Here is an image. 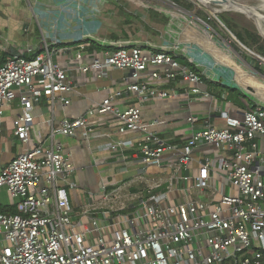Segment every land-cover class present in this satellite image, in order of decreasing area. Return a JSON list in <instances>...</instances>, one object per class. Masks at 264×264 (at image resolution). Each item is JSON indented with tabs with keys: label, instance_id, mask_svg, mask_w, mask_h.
Here are the masks:
<instances>
[{
	"label": "built area",
	"instance_id": "built-area-1",
	"mask_svg": "<svg viewBox=\"0 0 264 264\" xmlns=\"http://www.w3.org/2000/svg\"><path fill=\"white\" fill-rule=\"evenodd\" d=\"M110 44L116 50L106 53L103 61L79 65L82 55L78 54L79 69L83 73H103L108 68L128 71L125 82L134 80L128 92L141 102L176 97L141 79L150 67L156 68L150 74L154 80L188 83L189 95H208L200 89L204 77L217 82L205 72L200 75L183 65L181 57L192 65L196 62L178 46H158L145 53L141 42ZM37 78L46 86H36ZM261 84L264 87L263 81ZM73 90L66 72L53 62L47 44L32 59L13 56L0 67V128L4 109L18 92L24 114L14 122V134L27 143L33 105L42 98L53 105L58 95ZM247 94L254 106L241 119L222 112L225 127L208 121L181 146L150 132L156 124L144 123L139 108L115 109V96H110L89 115L112 113L122 123L119 133H142L144 142L138 144L135 154L146 166L170 170L169 185L160 193L154 189L163 186L150 188L147 197L136 191L128 193L120 185L103 186L101 200L87 202L79 212L69 195L77 188L73 180L76 169L54 138L73 136L88 127V120H63L52 131L50 148L41 143L0 170V193L6 189L18 201L15 214L0 213V264H264V153L257 143L264 140V91ZM204 145L224 151L225 156L205 157L198 163L196 176L183 175L194 161L195 149ZM127 148H133V143L120 141L109 147L122 159H126ZM220 179L229 191L217 187L215 181ZM179 183L185 185L183 200L170 206L167 193Z\"/></svg>",
	"mask_w": 264,
	"mask_h": 264
},
{
	"label": "crops",
	"instance_id": "crops-1",
	"mask_svg": "<svg viewBox=\"0 0 264 264\" xmlns=\"http://www.w3.org/2000/svg\"><path fill=\"white\" fill-rule=\"evenodd\" d=\"M109 3L112 0H0V65L16 55L32 59L47 44L52 52L53 62L66 72L67 80L74 87L73 91L58 95L53 105L48 103L47 98H42L33 105L29 115L34 120L27 143L21 142L14 134V122L24 114L19 93H16L15 101L4 109L0 128V170L10 165L20 154L41 143L45 149L50 148L52 131L63 120L87 118V128L78 129L71 137L56 135L54 138L55 143L63 146L64 154L76 169L73 180L77 188L69 191L76 212L87 202H99L103 186L120 185L128 193L136 191L142 197H147L150 188L161 185L162 188L154 189L155 193H160L169 185L170 170L146 166L135 154L138 144L144 142L142 133H119L122 123L112 113L89 115L90 111L110 96H115L112 105L121 112L133 106L139 108L144 123L156 124L150 128V132L158 134L165 142L178 146L186 143L193 133L203 129L208 121L217 127H225L222 112L241 119L243 113L254 106L253 98L247 94L249 92L242 83H237L236 78L224 72L229 70L228 64L232 60L228 47L211 40V37L209 39L207 33L200 32L195 27H183L189 23L176 13H170L174 23L167 33L168 38L184 44L196 43L212 56L203 54L199 49H184L203 72L217 81L203 78L200 89L208 95H189L190 85L180 80H154L150 74L156 68L150 67L141 79L151 88L175 94L176 97L141 102L136 94L128 92V85L134 83L132 79L129 84L125 82L130 77L128 71L108 68L103 73H83L76 61L78 54L82 55L79 65L89 64L96 60L103 61L106 53L114 52L116 47L111 46V42H141L145 53L156 50L158 45L155 43H162L161 38H156L154 45L130 38L119 25L118 32H110V25L106 24V14L111 12L106 8ZM139 5L145 6L142 3ZM108 17L111 18V15ZM184 30L186 33L181 35ZM108 31L112 35H104ZM218 81L230 86L234 92L226 90ZM34 83L41 88L46 86L42 78L35 79ZM60 97L70 103L65 105ZM191 118L198 121L192 122ZM120 141L133 143V148L124 151L126 159L109 149ZM257 143L259 150L264 153V140H258ZM224 156V151L217 150L212 145L200 146L193 153L194 161L188 166V171H183L182 174L196 176L200 160L205 157L221 159ZM215 182L219 188L224 184L221 179ZM41 186L45 184L42 182ZM183 187L185 185L180 183L172 186L167 193L168 205L181 203ZM223 187L224 191H229L227 187ZM17 203L6 189L0 193V213L15 214Z\"/></svg>",
	"mask_w": 264,
	"mask_h": 264
},
{
	"label": "rangeland",
	"instance_id": "rangeland-1",
	"mask_svg": "<svg viewBox=\"0 0 264 264\" xmlns=\"http://www.w3.org/2000/svg\"><path fill=\"white\" fill-rule=\"evenodd\" d=\"M145 6H139L127 0H112L109 3L108 11L106 14V24L110 25V32H118L119 25L123 33L128 34V37L133 39H140L142 41L154 43L157 42L156 38H161L162 43H155L158 46L162 45H175L181 50L186 47L199 49L203 54L211 56L206 50L200 48L196 43H179L178 41H171L167 33L174 23L173 16L170 13H176L177 15L183 16L189 24L184 25L187 29H192L195 26L203 28L210 33L219 41L218 43L226 45L228 52L232 58L228 64V71L224 70L226 75L236 78L237 83L248 82L252 79L250 72H254L258 75V78L264 79V57L258 55L254 51L243 48L238 42L237 38L228 28H225L220 18V15L227 13L228 16L235 21L238 26V33L246 36V31L251 33H258L264 41V0H236L233 4H239L245 6L250 12L242 14L236 10L224 11L225 7H220L221 13H215V9L200 5L195 0H181V3L185 8L177 6L171 0H138ZM230 2V1H229ZM228 2V3H229ZM231 3V2H230ZM234 11V12H233ZM111 15V18L108 17ZM217 15V16H215ZM205 20H204V19ZM195 19H200L204 24L198 22ZM214 22L217 29H214L208 22ZM220 21V22H219ZM109 33V31H108ZM186 30L181 32L184 35ZM214 40V39H211ZM239 41V40H238ZM256 56L260 57L258 59ZM185 57V56H184ZM212 57V56H211ZM230 58V57H229ZM182 59V57L180 58ZM184 59V58H183ZM187 66L200 75L203 70L198 66L197 63L194 65L190 64L186 60ZM261 70L262 72H259ZM258 72V73H257ZM205 82V81H204ZM219 82V81H218ZM208 83V82H207ZM219 84H223L219 82ZM226 90L232 89L228 85H221ZM239 90L241 88L236 87ZM253 93V92H252ZM259 95V93H253Z\"/></svg>",
	"mask_w": 264,
	"mask_h": 264
},
{
	"label": "trees",
	"instance_id": "trees-1",
	"mask_svg": "<svg viewBox=\"0 0 264 264\" xmlns=\"http://www.w3.org/2000/svg\"><path fill=\"white\" fill-rule=\"evenodd\" d=\"M173 3H175L177 6L185 8L184 5L181 3V0H171ZM217 16V15H215ZM220 18L222 19L223 24L226 26V28H228L232 33H234V35L236 36V38L248 49L254 51L255 53H257L258 55L264 57V41L263 38L258 34V33H251L250 31H246V36L244 37L242 34L238 33L237 29L238 26L235 23V21H233L227 13H224L222 15H220ZM204 19V18H203ZM205 20V19H204ZM207 22L213 26L214 29H217L218 27L216 26V24L214 22H210L207 20ZM197 30H199L200 32H205L208 34L209 39H210V33L203 29V28H199V26H195L193 25ZM216 41H218L216 39ZM219 42V41H218ZM186 54V53H185ZM187 55L189 56V53H187ZM180 62L183 65H187L186 60L185 59H179ZM3 66L2 64L0 65V67ZM259 72H262L261 70H258ZM204 80V79H203ZM262 81L264 82V80L258 78V75H252V79L249 82H243L242 86L245 87L247 89V91L250 92H255V93H259L261 94V91H264V87L262 86ZM231 92H234V90L229 89Z\"/></svg>",
	"mask_w": 264,
	"mask_h": 264
},
{
	"label": "bare ground",
	"instance_id": "bare-ground-1",
	"mask_svg": "<svg viewBox=\"0 0 264 264\" xmlns=\"http://www.w3.org/2000/svg\"><path fill=\"white\" fill-rule=\"evenodd\" d=\"M195 1L197 3H199L200 5H203V6H206V7H210V8H213V9L217 8V9H215V13H217V14L219 12V8L220 7H225V8H228L229 10H236V11L239 10V11H243V12H246V13L250 12L249 9H247L245 6H240L239 4L236 5V4H233V3H230V2L226 4V3H223V2L222 3H215L214 1H216V0H195ZM217 1L221 2L222 0H217ZM211 39L216 40V38L213 35H212ZM179 50H181V49H179ZM181 52L185 53V50L183 49V50H181Z\"/></svg>",
	"mask_w": 264,
	"mask_h": 264
},
{
	"label": "water",
	"instance_id": "water-1",
	"mask_svg": "<svg viewBox=\"0 0 264 264\" xmlns=\"http://www.w3.org/2000/svg\"><path fill=\"white\" fill-rule=\"evenodd\" d=\"M231 2V3H235V1L236 0H222L221 2L220 1H214L215 3H228V2ZM224 11H229V9L228 8H226V9H224ZM239 11V10H238ZM240 13H242V14H246V13H244L243 11H239ZM218 13H221L220 11L218 12ZM195 20H197L198 22H200V23H202V24H204V22H202V20H200V19H195ZM220 22V21H219ZM225 28H226V26L225 25H223ZM237 42L243 47V48H245L246 49V47L240 42V41H238L237 40ZM258 59H260V57H258V56H256ZM258 73V72H257ZM260 75H262V76H264L263 74H260ZM223 85H225V84H223Z\"/></svg>",
	"mask_w": 264,
	"mask_h": 264
}]
</instances>
